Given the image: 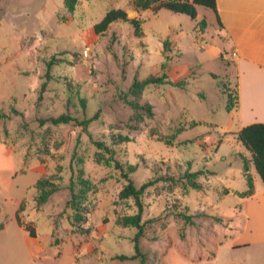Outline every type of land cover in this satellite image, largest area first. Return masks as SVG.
Masks as SVG:
<instances>
[{"label":"rangeland","instance_id":"obj_1","mask_svg":"<svg viewBox=\"0 0 264 264\" xmlns=\"http://www.w3.org/2000/svg\"><path fill=\"white\" fill-rule=\"evenodd\" d=\"M131 1L77 0L71 12L64 0H29V18L15 17L22 10L12 2L10 14H0V71H9L0 76V111L21 114L0 120V264L132 256L138 230L122 218L138 209L133 198L119 197L127 185L122 173L136 188L155 181L141 196L145 264H264V242L247 225L244 160L253 190L263 186L235 139L237 122L223 93L236 81L229 43L201 6L195 20L163 10L127 15L141 22V37L122 21L95 33L107 11H134ZM36 15L44 24H27ZM164 74L185 78V88L134 85ZM63 114L77 122L49 121ZM17 211L22 222L33 215L51 222L35 224L34 240L19 232ZM33 225L26 226L35 231ZM82 246L97 254L76 256Z\"/></svg>","mask_w":264,"mask_h":264},{"label":"crops","instance_id":"obj_2","mask_svg":"<svg viewBox=\"0 0 264 264\" xmlns=\"http://www.w3.org/2000/svg\"><path fill=\"white\" fill-rule=\"evenodd\" d=\"M28 1L29 0H0V14H2V12H5V15L10 14V10L7 8L11 6L10 2H12L15 3L17 7H21L22 10L21 14H13L15 17H22L23 19L25 17L29 18L26 10ZM46 1L47 0H44V2ZM215 2L217 16L222 25V27H218L219 34L223 37L222 43H229L230 45L229 56L235 73L238 104L236 110L231 111V115L236 119L237 131L235 133H237L240 129L248 125L256 123L264 124V0H215ZM43 10L46 11L48 9L44 6ZM126 13L128 16L137 15L135 11L131 10ZM32 20L36 21V26H42L44 24L42 18L38 15H36L34 19H27V24ZM23 37H25V35H23ZM23 37L17 38V41H21ZM220 53H223L222 50H217V54L220 55ZM8 72L9 71H6V69H2L0 71V76H4ZM13 74H17L16 70L13 71ZM1 183L10 186L12 182L9 179L6 181V179L3 178ZM20 202H18L19 206ZM19 211H21L20 208ZM19 211L14 214V220L15 216H18L21 220ZM246 211L247 225L252 229L254 235H258V239L264 242V188H254L253 194L248 197ZM30 218V222L26 220L21 222L25 225L34 224V229L35 224L43 225L46 221L51 222L48 217L47 219H45V217L41 219L40 215H33ZM16 225L20 233H27L17 222ZM4 229L5 226L1 225L0 232ZM33 232V239H38L39 234L36 229L35 231L33 230ZM27 235L29 234L27 233ZM35 247L37 251L45 249L42 246ZM75 251L76 256H79L80 253H84L85 257L97 254V249L94 246L76 247ZM117 256L118 255H111L108 253L107 258L104 259L103 255L97 254L99 263L93 262L92 264H127L128 261H135H120L116 259ZM46 257L47 255L41 256L43 259ZM66 264L72 263L69 262Z\"/></svg>","mask_w":264,"mask_h":264},{"label":"trees","instance_id":"obj_3","mask_svg":"<svg viewBox=\"0 0 264 264\" xmlns=\"http://www.w3.org/2000/svg\"><path fill=\"white\" fill-rule=\"evenodd\" d=\"M77 0H64V5L66 9L69 11H74L76 6ZM201 6L207 9H210L216 19L218 27H222L221 22L217 16L216 10V2L215 0H132L131 1V8L136 11L137 13L144 12V11H151L153 14H157L160 11H168L170 13L175 14H183L190 17L192 20H195L197 17V10L196 7ZM122 21V22H129L134 28L135 35L137 37L143 36L142 29H141V22L138 19H129L127 17V13L123 9H112L105 13L102 21L95 25L94 31L95 33H102L105 31L110 24ZM166 42H164V46ZM55 63V58H51L47 62V70H49ZM45 78H50L48 72L45 74ZM137 87L141 86H148V85H169L176 88H185L186 86V79L182 78L181 80L172 81L169 79L167 75H162L159 77H152L144 80L141 84H134ZM47 81H44L40 85L39 90V97L38 100L42 99V95L46 91ZM223 93L227 98L226 101V110L228 112L234 111L237 108L238 104V96H237V86L235 81V88L230 90L227 85H223ZM11 116H21L19 112L15 109H11L9 113H5L0 111V120L9 119ZM51 124L53 125H60V124H69L72 121L77 122V120L71 117L68 114H63L58 117H52L49 119ZM89 120L79 122V125L83 127L85 130L89 124ZM236 140L246 149V151L250 154V163L254 166L255 172L260 178L262 186L264 188V124L256 123L251 124L246 127L240 129L237 133H235ZM97 146L103 150H108L104 145L101 143H97ZM116 168H120L118 163H115ZM248 161H243V176L247 181L248 189L243 193L245 197H249L253 194V184L252 180L247 174L248 171ZM198 173L189 174L188 177L196 178ZM122 177L127 180V185L120 192V199H128L133 198L136 203V207L138 209V213L132 216H126L122 218V223L125 226H132L136 228L138 231L133 238L134 244V254L132 256H125L120 255L117 256L116 259L123 261V260H135L139 259V264H145V255L142 254L140 246H139V239L143 233L142 224H141V213H142V203H141V196L143 195L144 191L151 187L154 184V180H150L139 188L132 183V181L127 177L126 174L122 173ZM40 183H38L39 185ZM193 189H200V186L196 182H192ZM40 190V188H38ZM15 220L20 227L31 236L34 237V232L31 228L24 225L18 216H15ZM1 227V225H0Z\"/></svg>","mask_w":264,"mask_h":264},{"label":"built area","instance_id":"obj_4","mask_svg":"<svg viewBox=\"0 0 264 264\" xmlns=\"http://www.w3.org/2000/svg\"><path fill=\"white\" fill-rule=\"evenodd\" d=\"M87 55H88V53L86 52V53H85V56H87Z\"/></svg>","mask_w":264,"mask_h":264}]
</instances>
